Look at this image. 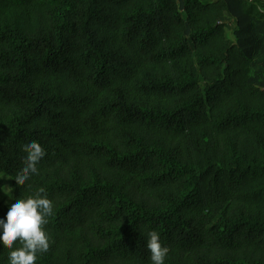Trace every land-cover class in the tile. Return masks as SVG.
<instances>
[{
	"label": "trees",
	"instance_id": "trees-1",
	"mask_svg": "<svg viewBox=\"0 0 264 264\" xmlns=\"http://www.w3.org/2000/svg\"><path fill=\"white\" fill-rule=\"evenodd\" d=\"M259 3L0 0V172L54 205L37 264H151L150 230L165 264H264Z\"/></svg>",
	"mask_w": 264,
	"mask_h": 264
},
{
	"label": "clouds",
	"instance_id": "clouds-1",
	"mask_svg": "<svg viewBox=\"0 0 264 264\" xmlns=\"http://www.w3.org/2000/svg\"><path fill=\"white\" fill-rule=\"evenodd\" d=\"M264 11V9H261ZM25 151V163L14 179L19 185H25L33 174L39 172L38 165L47 154L43 145L36 140H29L21 145ZM6 174L0 173V179ZM9 179L13 178L7 175ZM2 190L11 197L6 216L0 217V244L6 246L8 264H37L41 254L50 248V235L46 225L53 215V201L43 187L32 195H12L11 186H2ZM147 249L151 264H165L169 248L161 240L159 232L147 233Z\"/></svg>",
	"mask_w": 264,
	"mask_h": 264
},
{
	"label": "rangeland",
	"instance_id": "rangeland-1",
	"mask_svg": "<svg viewBox=\"0 0 264 264\" xmlns=\"http://www.w3.org/2000/svg\"><path fill=\"white\" fill-rule=\"evenodd\" d=\"M258 1L260 2L259 7L261 9H264V0H258ZM234 26H235V24L233 23L232 25L229 26V28H227L228 36L231 38L234 37V33H233ZM0 173H2V172H0ZM3 174H5V173H3ZM2 186H11L13 189L12 195L14 196V185L12 182V178L9 179L7 174L4 178L0 179V201L5 202V203H9L11 201V197L2 190Z\"/></svg>",
	"mask_w": 264,
	"mask_h": 264
}]
</instances>
